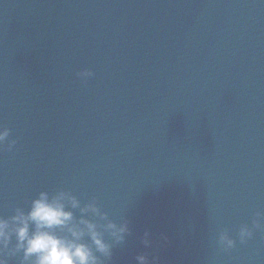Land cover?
<instances>
[{"label": "water", "instance_id": "95a60500", "mask_svg": "<svg viewBox=\"0 0 264 264\" xmlns=\"http://www.w3.org/2000/svg\"><path fill=\"white\" fill-rule=\"evenodd\" d=\"M0 264H264V0H0Z\"/></svg>", "mask_w": 264, "mask_h": 264}]
</instances>
